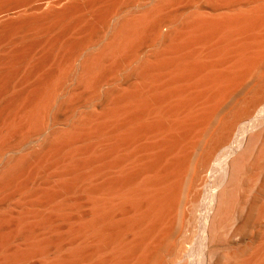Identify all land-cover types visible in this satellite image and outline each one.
I'll list each match as a JSON object with an SVG mask.
<instances>
[{
	"label": "bare ground",
	"instance_id": "1",
	"mask_svg": "<svg viewBox=\"0 0 264 264\" xmlns=\"http://www.w3.org/2000/svg\"><path fill=\"white\" fill-rule=\"evenodd\" d=\"M0 264H264V0H0Z\"/></svg>",
	"mask_w": 264,
	"mask_h": 264
}]
</instances>
